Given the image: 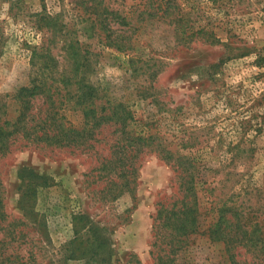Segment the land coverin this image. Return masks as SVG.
<instances>
[{"label":"rangeland","instance_id":"1","mask_svg":"<svg viewBox=\"0 0 264 264\" xmlns=\"http://www.w3.org/2000/svg\"><path fill=\"white\" fill-rule=\"evenodd\" d=\"M146 3L0 0V117L15 121L13 95L34 79L77 81L97 103L125 105L132 134L196 160L206 180L197 185L200 233L159 262L166 240L154 218L180 197L175 174L145 150L134 160L133 195L99 179L95 167L120 140L114 127L96 131L93 148L17 137L0 156V239L5 255L20 257L11 264H231L207 234L229 198L264 237V0H170L179 24L140 15ZM113 40L131 49L118 51ZM63 100L60 116L82 128L73 100ZM45 108L44 99L33 106ZM233 253L240 264H264V250Z\"/></svg>","mask_w":264,"mask_h":264},{"label":"trees","instance_id":"2","mask_svg":"<svg viewBox=\"0 0 264 264\" xmlns=\"http://www.w3.org/2000/svg\"><path fill=\"white\" fill-rule=\"evenodd\" d=\"M171 9L170 0H147L145 9L140 12V15L152 18L156 17L157 13H161L159 18L169 17L171 18L169 23L179 24L180 19H176V17L172 19ZM121 21L118 23L119 25H128L124 18ZM100 24H102L101 31L108 30L106 29V21H101ZM178 30L179 28L176 29V33L178 32V35L183 36L184 30ZM113 42L112 45L118 51L131 49L129 41L124 45L118 40H113ZM65 82L66 80L61 79L59 81L60 87H56L51 79L50 81L34 79L30 85L17 90L13 95V99L18 104V115L15 121L11 123L5 119L2 120L0 117V156L7 153L11 142L17 137L44 142L47 145L57 147L87 146L93 148L87 143L91 140L96 141L94 139L96 131L106 126L114 127V133L119 134L120 140H115L108 145L107 156L101 160L99 167H95L98 171V178L105 179L104 181L110 178L108 184L114 190L119 189V193L125 191L134 194L137 172L134 167V160L142 151L147 150L150 153H155L173 169L174 182L180 197L171 200L167 206L160 205L154 218L156 237L166 240L165 250H161L165 256L156 258L159 262H162L164 258L169 260L170 256L183 248L189 236L200 233L197 185L205 183L206 180L202 179L204 175L198 170L196 160L191 154L185 155L179 151H169L165 146L156 143L152 136L145 137L132 134L128 127L133 117L125 105L97 103L98 100L92 94L91 87L77 81ZM62 97L66 101L73 100V107L81 112L85 120L82 128L71 127L60 116L59 111L64 104ZM41 99H44L46 108L43 110L44 112L36 114L33 106L36 101ZM217 206L214 210L217 217L207 229V234L213 241H220L224 244L231 264H240L235 260L233 253L235 248L242 247L247 251L258 249V252L262 253L264 237L261 234L259 224L252 222L253 217H249L248 213L243 212V209L233 198L222 201ZM4 216L2 192L0 191V222L3 221ZM78 216L79 219H85L82 215ZM12 225L11 223L7 227ZM92 229L90 226L87 232H93ZM0 245V264L20 262L19 256L5 255V244L3 245L2 239H0Z\"/></svg>","mask_w":264,"mask_h":264}]
</instances>
